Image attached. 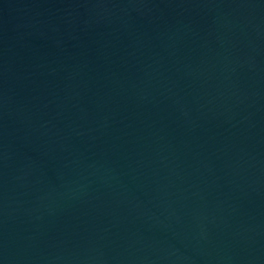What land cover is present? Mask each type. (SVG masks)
Here are the masks:
<instances>
[{"label":"water","instance_id":"obj_1","mask_svg":"<svg viewBox=\"0 0 264 264\" xmlns=\"http://www.w3.org/2000/svg\"><path fill=\"white\" fill-rule=\"evenodd\" d=\"M0 264H264V0H0Z\"/></svg>","mask_w":264,"mask_h":264}]
</instances>
